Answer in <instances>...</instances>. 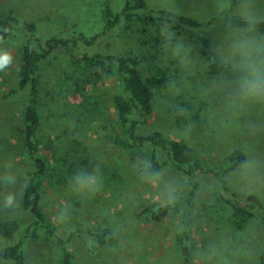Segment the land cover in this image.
Instances as JSON below:
<instances>
[{
    "label": "rangeland",
    "instance_id": "obj_1",
    "mask_svg": "<svg viewBox=\"0 0 264 264\" xmlns=\"http://www.w3.org/2000/svg\"><path fill=\"white\" fill-rule=\"evenodd\" d=\"M125 2L0 0V9L35 23L41 40L74 39L103 30L105 3L119 12ZM147 3L150 10L166 9L204 22L202 29L231 71L212 73L197 50L196 36L163 28L156 40L154 28L125 20L92 45L79 43L70 53H132L145 74L152 65L163 67L171 84L155 90L154 111L140 131L185 140L198 167L188 175L161 151L166 161L162 170L142 175L146 153L117 142L129 143L112 103L117 79L94 78L69 54L55 51L39 70L40 150L50 164L43 209L60 235L76 233L69 243L76 264H182L176 242L181 217L170 212L154 221L143 210L164 206L194 181L189 211L195 264H259L264 247V33L239 28L227 18L264 19V0ZM26 38L18 28L0 42V57L9 58L0 71V222L20 223L16 233L0 234V248L17 242L32 219L21 207L23 178L32 168L20 134L27 90L11 93L18 89L20 44ZM236 150L246 154L245 163L231 164L229 156ZM226 199L251 216L235 215ZM104 229L111 230L113 240L100 245L96 232ZM24 250L27 264H61L59 246L44 232L28 239ZM0 264L14 263L0 258Z\"/></svg>",
    "mask_w": 264,
    "mask_h": 264
},
{
    "label": "trees",
    "instance_id": "obj_2",
    "mask_svg": "<svg viewBox=\"0 0 264 264\" xmlns=\"http://www.w3.org/2000/svg\"><path fill=\"white\" fill-rule=\"evenodd\" d=\"M104 26L99 33L90 38L83 34L74 39L52 36L41 40L36 35V25L30 21L21 20L13 12L4 13L0 9V42L12 37L16 30H24L30 38L23 39L20 44L21 64L18 72V90H27V104L23 111V126L20 129L21 144L26 152L32 168L23 178L21 192V207L28 212L32 219L24 226L19 240L11 245L0 248V258L11 260L14 264H27L24 243L28 239H37L41 232L55 240L62 252L61 264H76L69 248V243L76 235L72 232L64 237L60 235L53 224L48 220L42 206L43 184L49 172V161L42 155L41 147V115L39 112V70L41 64L55 51L69 54L77 64H82L90 71L94 78L115 77L117 89L112 96V103L117 111L118 124L127 136L129 143L117 140L118 144L126 146L134 152H145L148 165L140 169L142 175H156L165 165L166 161L160 158L161 151L167 155L172 165L191 175L198 163L193 148L185 141L165 137L159 131L144 134L141 127L147 122L155 108V90L166 89L171 84V77L161 66L152 65L145 74L140 69V59L132 53H70L72 47L79 43H95L98 38L116 27L123 20L136 22L143 27H151L157 31L156 40L163 28L176 34L187 33L197 37V50L207 62L212 73L230 72L221 54L214 50L210 37L202 29L204 22L195 20L190 16L178 12L160 9H149L147 0H126L119 12H115L109 3L103 8ZM216 20L213 17L209 22ZM227 21L244 29H256L264 33V19H245L239 16H229ZM34 39L38 46L35 47L30 40ZM136 115V118L133 116ZM232 165L246 162V154L236 150L229 156ZM186 167L187 170L185 169ZM197 184L192 181L190 189L183 194H177L164 206L151 205L143 213L154 221H162L170 212H175L181 217L180 230L176 238L182 257V264H195L193 259V221L189 211V203ZM225 190L227 188L225 187ZM255 200V196H247ZM228 200V199H226ZM233 208L235 215L250 217L251 212L238 205L234 200L227 201ZM20 228V223L14 219L0 222V234H14ZM97 243L100 245L113 240L111 230L104 229L96 232ZM259 264H264V247Z\"/></svg>",
    "mask_w": 264,
    "mask_h": 264
},
{
    "label": "clouds",
    "instance_id": "obj_3",
    "mask_svg": "<svg viewBox=\"0 0 264 264\" xmlns=\"http://www.w3.org/2000/svg\"><path fill=\"white\" fill-rule=\"evenodd\" d=\"M9 62V58L7 56L0 57V71H2L5 65Z\"/></svg>",
    "mask_w": 264,
    "mask_h": 264
}]
</instances>
